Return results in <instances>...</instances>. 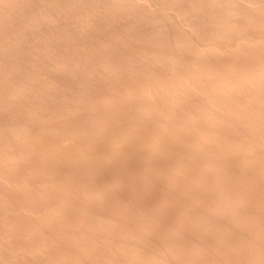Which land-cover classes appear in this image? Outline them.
<instances>
[{"label":"rangeland","instance_id":"obj_1","mask_svg":"<svg viewBox=\"0 0 264 264\" xmlns=\"http://www.w3.org/2000/svg\"><path fill=\"white\" fill-rule=\"evenodd\" d=\"M263 76L264 0H0V264H264Z\"/></svg>","mask_w":264,"mask_h":264},{"label":"bare ground","instance_id":"obj_2","mask_svg":"<svg viewBox=\"0 0 264 264\" xmlns=\"http://www.w3.org/2000/svg\"><path fill=\"white\" fill-rule=\"evenodd\" d=\"M230 7H231V6H230ZM227 10H228V9H227ZM230 25H231V24H230ZM231 26H232V25H231ZM225 28H226V27H225ZM227 29H229V28L227 27ZM227 32H228V30H227ZM198 49H199V48H198ZM203 49H204V48H203ZM209 50H210V49H209ZM197 51H199V50H197ZM201 51H202V50H201ZM196 53H197V52H196ZM205 53H206V52H205ZM200 54H201V52H200ZM200 54H199V55H200ZM248 74H249V73H248ZM208 75H210V74H208ZM242 75H243V74H242ZM244 75H245V74H244ZM210 76H211V75H210ZM223 76H224V75H223ZM236 76H237V75H236ZM181 77H182V76H181ZM183 77H184V76H183ZM201 77H202V76H201ZM204 77H205V76H204ZM204 77H203V78H204ZM208 77H209V76H208ZM227 77H228V76H227ZM233 77H234V76H233ZM258 77H259V75H258ZM263 77H264V76H263ZM178 78H180V77H178ZM178 78H177V80H178ZM195 78H196V77H195ZM199 78H200V77H199ZM215 78H216V77H215ZM218 78H219V77H218ZM229 78H230V76H229ZM239 78H241V77H239ZM250 78H251V77H250ZM254 78H255V77H254ZM170 79H171V78H170ZM175 79H176V78H175ZM183 79H184V78H183ZM196 79H197V78H196ZM219 79H220V78H219ZM246 79H247V78H246ZM216 80H217V79H216ZM222 80H224V79H222ZM227 80H228V79H227ZM234 80H235V79H234ZM250 80H251V79H250ZM253 80H254V79H253ZM260 80H261V79H260ZM172 81H173V80H172ZM178 81L180 82V80H178ZM189 81H190V80H189ZM198 81H199V80H198ZM205 81H206V80H205ZM207 81H208V79H207ZM214 81H215V80H214ZM217 81H218V80H217ZM247 81H248V80H247ZM251 81H252V80H251ZM193 82H194V81H193ZM211 82H212V81H211ZM241 82H242V81H241ZM171 83H172V82H171ZM181 83H182V82H180V84H181ZM183 83H184V82H183ZM190 83H192V82H190ZM194 83H195V82H194ZM204 83H205V82H204ZM209 83H210V82H209ZM215 83H216V82H215ZM218 83H220V82H218ZM230 83H231V82H230ZM236 83H237V82H236ZM242 83H243V82H242ZM252 83H255V82L252 81ZM176 84H177V83H176ZM180 84H179V87H180ZM191 85H193V84H191ZM199 85H200V84H199ZM220 85H221V84H220ZM237 85H238V84H237ZM158 86H159V85H158ZM201 86H202V85H201ZM204 86H205V85H204ZM217 86H218V85H217ZM160 87H161V86H160ZM162 87H163V86H162ZM169 87H170V86H169ZM169 87H167V88H169ZM171 87H172V86H171ZM179 87H177V88H179ZM182 87H183V85H182ZM184 87H185V84H184ZM184 87H183V88H184ZM221 87H222V86H221ZM239 87H240V86H239ZM249 87H250V86H249ZM155 88H156V87H155ZM163 88L165 89V87H163ZM177 88H176V90H177ZM201 88H202V87H201ZM213 88H214V87H213ZM218 88H219V87H218ZM161 89H162V88H161ZM170 89H171V88H170ZM189 89H190V88H189ZM192 89H194V88H192ZM195 89H198L197 86H196ZM204 89H205V88H204ZM211 89H212V88H211ZM154 90H155V89H154ZM154 90H153V92H154ZM176 90H175V91H176ZM185 90H186V89H185ZM202 90H203V89H202ZM208 90H209V89H208ZM212 90H213V89H212ZM212 90H211V91H212ZM253 90H254V89H253ZM155 91H156V90H155ZM160 91H161V90H160ZM180 91H182V90H180ZM187 91H189V90H187ZM187 91H186V92H187ZM200 91H201V90H200ZM203 91H204V90H203ZM209 91H210V90H209ZM219 91H220V90H219ZM164 92H165V91H164ZM164 92H163V93H164ZM167 92H168V90H167ZM177 92H178V91H176V93H177ZM183 92H184V91H182V93H183ZM225 92H226V91H225ZM159 93H160V92H159ZM161 93H162V91H161ZM168 93H169V92H168ZM182 93H180V94H182ZM184 93H185V92H184ZM184 93H183V94H184ZM213 93H214V91H213ZM223 93H224V91H223ZM15 94H16V93H15ZM155 94H156V92H155ZM157 94H158V93H157ZM166 94H167V93H166ZM178 94H179V93H178ZM189 94H190V93H189ZM146 95H147V94H146ZM148 95H149V94H148ZM150 95H151V94H150ZM150 95H149L148 97H150ZM153 95H154V94H153ZM153 95H152V96H153ZM161 95H162V94H161ZM176 95H177V94H176ZM212 95H213V94H212ZM10 96H11V95H10ZM12 96H13V95H12ZM12 96H11V97H12ZM158 96H159V95H158ZM164 96H165V95H164ZM167 96H168V94H167ZM167 96H165V98H166ZM169 96H170V95H169ZM171 96H173V95L171 94ZM181 96H182V95H181ZM146 97H147V96H146ZM169 98H170V97H169ZM173 98H174V100H175V97H174V96H173ZM210 98H211V97H210ZM227 98H228V97H227ZM233 98H234V97H233ZM8 99H9V98H8ZM161 99H162V98H161ZM171 99H172V98H171ZM218 99H219V98H218ZM220 99H221V98H220ZM162 100H163V99H162ZM177 100H178V99H177ZM177 100H176V101H177ZM10 101H12V100H10ZM160 101H161V100H160ZM166 101H167V100H166ZM172 101H173V100H172ZM172 101H170V102H172ZM180 101H181V100H180ZM232 101L234 102V100H232ZM5 102H6V101H5ZM158 102H159V101H158ZM210 102H211V101H210ZM7 103H8V102H7ZM166 103H167V102H166ZM173 103H175V101H173ZM173 103H171L170 105H172ZM178 103H179V102H178ZM208 103H209V102H208ZM215 103H216V102H215ZM161 104H162V102L160 103V105H161ZM163 104H164V103H163ZM226 104H227V103H226ZM228 104H229V102H228ZM228 104H227V105H228ZM233 104H234V103H233ZM167 105H168V104H167ZM170 105H168V106H170ZM222 105L224 106V104H222ZM230 105H231V104H230ZM207 106H208V104H207ZM218 106H219V105H218ZM223 106H222V107H223ZM209 107H210V106H209ZM211 107H212V106H211ZM220 107H221V106H220ZM222 107H221V108H222ZM148 109L150 110V108H148ZM204 109H205V108H204ZM210 109H211V108H210ZM216 109H219V108H216ZM216 109H215V110H216ZM212 110H213V108H212ZM152 111H153V109H152ZM207 111H208V109H207ZM207 111H206V112H207ZM140 112H141V111H140ZM146 112H147V111H146ZM204 112H205V110H204ZM204 112H203V113H204ZM220 112H222V111H220ZM147 113H148V112H147ZM151 113H152V112H151ZM151 113H150V114H151ZM207 113H208V112H207ZM216 113H218V112H216ZM138 114H139V113H138ZM145 114H146V113H145ZM205 114H206V113H205ZM211 114H212V113H211ZM213 115H214V114H213ZM155 116H156V114H155ZM206 116H208V115H206ZM210 117H211V116H210ZM157 118H158V117H157ZM163 118H164V117H163ZM160 119H161V118H160ZM167 120H168V118H167ZM164 121H165V119H164ZM162 122H163V120H162ZM6 123H7V122H6ZM13 123H14V122H13ZM160 123H161V122H160ZM16 125H17V124H16ZM161 125H162V124H161ZM1 127H2V126H1ZM136 127H137V126H136ZM150 127H151V126H150ZM16 128H18V127H16ZM20 128H22V127L20 126ZM138 128H139V126H138ZM138 128H137V129H138ZM142 128H143V126H142ZM148 128H149V127H148ZM140 129H141V128H140ZM21 130H22V129H21ZM23 130H24V129H23ZM124 130H125V129H124ZM148 130H149V129H148ZM154 131H156V130H154ZM213 131H214V130H213ZM19 132H20V131H19ZM45 132H46V131H45ZM118 132H119V131H118ZM121 132H122V130H121ZM131 132H132V131H131ZM206 132H207V131H206ZM40 133H41V132H40ZM47 133H49V132H47ZM56 133H57V132H55V134H56ZM116 133H117V132H116ZM133 133H134V132H133ZM141 133H142V132H141ZM144 133H146V132H144ZM152 133H153V132H152ZM152 133H151V134H152ZM8 134H10V133H8ZM22 134L24 135L25 133L22 132ZM27 134H28V133H27ZM43 134H44V132H43ZM137 134H138V133H137ZM139 134H140V133H139ZM156 134H157V133H155V135H156ZM13 135H14V134H13ZM25 135H26V134H25ZM59 135H60V134H59ZM71 135H72V134H71ZM127 135H128V134H127ZM127 135H126V136H127ZM142 135H144V134H142ZM146 135H149V134H146ZM155 135H153V136H155ZM157 135H158V134H157ZM157 135H156V137L159 136V135H158V136H157ZM44 136H45V135H44ZM44 136H43V137H44ZM67 136H68V134H67ZM69 136H70V135H69ZM73 136H76V135H72V136H70V138H72ZM118 136H119V134H118ZM124 136H125V135H124ZM140 136H141V135H140ZM31 137H32V136H31ZM37 137H39V136H37ZM41 137H42V136H41ZM79 137H80V136H79ZM121 137H122V136H121ZM130 137H132V136H130ZM18 138H19V137H18ZM34 138H35V137H34ZM66 138H67V137H66ZM74 138H75V137H74ZM77 138H78V137H77ZM77 138H76V139H77ZM166 138H167V137H166ZM171 138H172V137H170V140H171ZM42 139H43V138H42ZM44 139H45V138H44ZM48 139H50V138H48ZM64 139H65V136H64ZM67 139H68V138H67ZM72 139H73V138H72ZM76 139H75V141H77ZM117 139H118V138H117ZM164 139H165V138H164ZM167 139H169V138H167ZM15 140H16V139H15ZM17 140H18V139H17ZM29 140H31V139L29 138ZM35 140H36V138H35ZM65 140H66V139H65ZM79 140H80V139H79ZM83 140H84V139H83ZM83 140H82V141H83ZM161 140H162V139H161ZM161 140H160V143H162ZM18 141H19V140H18ZM38 141H39V140H38ZM44 141H45V140H44ZM62 141H63V140H62ZM70 141H71V140H70ZM112 141H113V140H112ZM114 141H115V140H114ZM114 141H113V142H114ZM34 142H35V141H34ZM65 142H66V143H69V142H67V141H65ZM116 142H117V141H115V143H116ZM254 142H255V141H254ZM5 143H7V142H5ZM49 143H50V142H49ZM49 143H48V144H49ZM117 143H118V142H117ZM142 143H143V142H142ZM175 143H176V142H175ZM179 143H180V142H179ZM179 143H178V144H179ZM262 143H263V142H262ZM10 144H11V143H10ZM55 144H56V143H55ZM75 144H77V143H75ZM110 144H111V143H110ZM156 144H157V143H156ZM173 144H174V143H173ZM3 145H4V144H3ZM6 145H7V144H6ZM23 145H24V144H23ZM25 145H26V144H25ZM41 145H42V144H41ZM81 145H82V144H81ZM83 145H84V144H83ZM112 145H113V144H112ZM116 145H117V144H116ZM118 145H119V144H118ZM162 145H163V144H162ZM165 145H166V144H165ZM175 145H176V144H175ZM62 146H63V145H62ZM87 146L90 148L89 145H87ZM183 146H184V145H183ZM263 146H264V145H263ZM4 147H5V146H4ZM37 147H39V146H37ZM42 147H43V146H42ZM153 147H154V146H153ZM166 147H167V146H166ZM172 147H174V146H172ZM5 148H6V147H5ZM44 148H45V147H44ZM63 148L65 149V147H63ZM63 148H62V149H63ZM86 148H87V147H86ZM86 148H85V150H86ZM118 148H119V147H118ZM174 148H175V147H174ZM176 148H177V147H176ZM261 148L263 149L262 146H261ZM7 149H8V148H7ZM35 149H36V148H35ZM35 149H34V150H35ZM151 149H152V148H151ZM168 149H169V147H168ZM178 149H179V148H178ZM182 149H183V148H182ZM250 149H251V148H250ZM252 149H253V148H252ZM28 150H29V149H28ZM50 150H51V148H50ZM66 150H67V148H66ZM66 150H65V151H66ZM80 150H81V149H80ZM88 150H89V149H87V151H88ZM152 150H153V149H152ZM155 150H156V149H155ZM158 150H159V149H158ZM248 150H249V149H248ZM260 150H261V149H260ZM51 151H52V150H51ZM62 151H63V150H62ZM68 151H69V149H68ZM81 151H83V154H84V149H82ZM156 151H157V150H156ZM178 151H179V150H178ZM8 152H10V151H8ZM38 152H39V151H38ZM40 152H42V150H41ZM55 152H56V151H55ZM59 152H60V151H59ZM74 152H75V151H74ZM169 152L171 153V151H169ZM190 152H191V151H190ZM6 153H7V152H6ZM11 153H12V152H11ZM65 153H66V152H65ZM67 153H68V152H67ZM67 153H66V154H67ZM181 153H182V152H181ZM250 153H251V152H250ZM252 153H253V152H252ZM9 154H10V153H9ZM68 154H69V153H68ZM70 154H71V153H70ZM85 154H86V153H85ZM91 154H92V152H91ZM91 154H89V157L91 156ZM167 154H168V153H167ZM244 154H245V153H244ZM244 154H243V155H244ZM247 154H249V153H247ZM253 154H254V153H253ZM7 155H8V154H7ZM12 155H13V154H12ZM21 155H22V153H21ZM72 155H74V154H72ZM105 155H108V154H104V156H105ZM109 155H110V154H109ZM169 155H170V154H169ZM197 155H198V154H197ZM203 155H204V154H203ZM203 155H202V156H203ZM5 156H6V155H5ZM9 156H10V155H9ZM16 156H17V155H15L14 157H16ZM18 156H19V155H18ZM18 156H17V158H15L16 160H19V159H18V158H19ZM23 156H24V155H23ZM102 156H103V155H102ZM181 156H182V154H181ZM199 156H200V154H199ZM202 156H200V157H202ZM213 156H214V155H213ZM241 156H242V155H241ZM241 156H240V157H241ZM249 156H250V155H249ZM249 156H248L247 158H250ZM100 157H101V156H100ZM173 157H174V156H173ZM175 157H176V156H175ZM182 157H183V156H182ZM187 157H189V156H187ZM197 157H198V156H196V158H197ZM208 157H209V156H208ZM214 157H215V156H214ZM237 157H238V156H237ZM3 158H4V157H3ZM5 158H6V157H5ZM9 158H10V157H9ZM103 158H104V157H103ZM178 158H179V156H178ZM189 158H190V157H189ZM191 158H192V157H191ZM194 158H195V157H194ZM198 158H199V157H198ZM238 158H239V157H238ZM75 159H76V158H75ZM107 159H108V157H107ZM182 159H183V158H182ZM207 159H208V158H207ZM209 159H210V158H209ZM214 159H215V158H214ZM214 159H213V160H214ZM239 159H240V158H239ZM243 159L245 160V157H244ZM1 160H2V159H1ZM9 160H10V159H9ZM11 160H12V158H11ZM16 160H13V161L15 162ZM23 160H26V159H23ZM64 160H65V158H64ZM69 160H70V159H69ZM105 160H106V158H105ZM172 160H173V159H172ZM187 160H189V159L187 158L186 161H187ZM200 160H201V158H200ZM213 160H212V161H213ZM2 161H3V160H2ZM5 161H6V160L3 161L4 164H5ZM7 161H8V160H7ZM57 161H58V160H57ZM184 161H185V159H184ZM209 161H211V159H210ZM8 162H10V161H8ZM16 162H17V161H16ZM175 162H177V160H176ZM203 162H205V160H203ZM206 162H207V161H206ZM216 162H217V161H216V159H215V162H214V163H216ZM219 162H220V161H219ZM219 162H218V163H219ZM233 162H234V161H233ZM238 162H239V161H238ZM20 163H21V160H20ZM93 163H94V162H93ZM93 163H91L92 166H93ZM193 163H194V162H193ZM208 163H209V162H208ZM211 163H213V162H211ZM222 163H223V162H222ZM228 163H229V162H228ZM230 163H231V162H230ZM236 163H237V161H236ZM1 164H2V163H1ZM103 164H104V163H103ZM189 164H190V162H189ZM189 164H188V166L190 167L191 164H190V165H189ZM196 164H197V163H196ZM204 164H205V163H204ZM209 164H210V163H209ZM209 164H206V165L208 166ZM223 164H224V163H223ZM225 164H226V163H225ZM13 165H15V164L13 163ZM192 165H193V164H192ZM198 165H199V164H198ZM206 165H205V166H206ZM211 165H212V164H211ZM213 165H214V164H213ZM219 165H220V164H219ZM239 165H240V164H239ZM255 165H256V164H255ZM257 165H258V164H257ZM11 166H12V165H11ZM186 166H187V165H186ZM188 166H187V167H188ZM217 166H218V165H217ZM224 166H225V165H224ZM233 166H234V165H233ZM236 166H237V165H236ZM260 166H261V165H260ZM0 167H1V166H0ZM3 167H4V166H3ZM211 167H212V166H211ZM219 167H220V166H219ZM222 167H223V166H222ZM225 167H226V166H225ZM238 167H239V166H238ZM241 167H242V166H241ZM8 168H9V167H8ZM205 168H206V167H205ZM227 168H228V167H227ZM230 168H232V167H230ZM242 168H243V167H242ZM0 169H1V168H0ZM216 169H217V168H216ZM224 169H225V168H224ZM4 170H6V169L4 168ZM10 170H11V169H10ZM228 170H229V169H228ZM225 171H227V170H225ZM261 173H262V172H261ZM263 174H264V173H262V175H263ZM214 176H215V175H214ZM215 177H216V176H215ZM220 178H221V177H220ZM222 179H223V178H222ZM196 180H197V179H196ZM192 182H193V181H192ZM194 183H196V182H194ZM244 184H245V183H244ZM248 184H249V183H248ZM87 192H89V191H87ZM92 195H93V194H92ZM94 196H95V195H94ZM237 197H238V196H237ZM239 198H240V197H239ZM232 199H233V198H232ZM240 199H241V198H240ZM239 202H240V200H239ZM216 203H217V202H216ZM218 203H220V202H218ZM224 203H225V202H224ZM224 203H223V204H224ZM229 203H231V202H229ZM214 204H215V200H214ZM231 204H232V203H231ZM216 205H217V204H216ZM224 205H225V204H224ZM220 206H221V205H220ZM224 207H226V205H225ZM224 207H222V208H224Z\"/></svg>","mask_w":264,"mask_h":264}]
</instances>
